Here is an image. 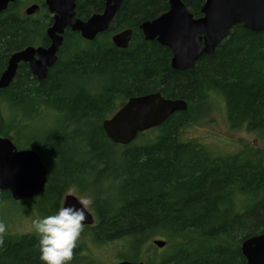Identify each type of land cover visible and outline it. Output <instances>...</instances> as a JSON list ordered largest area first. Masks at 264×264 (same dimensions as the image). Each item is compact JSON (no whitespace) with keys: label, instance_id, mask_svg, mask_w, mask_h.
<instances>
[{"label":"trees","instance_id":"16d2710c","mask_svg":"<svg viewBox=\"0 0 264 264\" xmlns=\"http://www.w3.org/2000/svg\"><path fill=\"white\" fill-rule=\"evenodd\" d=\"M82 2L88 14L101 5ZM184 2L195 11L204 0ZM23 5L18 0L0 13V74L13 52L48 40V10L27 16ZM167 7L168 0H124L109 31L98 38L88 41L66 31L45 79L22 63L11 84L0 88V136L37 151L46 165V186L27 200L41 216L54 214L76 188L92 198L96 216L81 238L103 245L124 240L120 259L138 261L151 240L164 239V250L146 264H246L242 241L264 231V151L246 144L245 153L216 155L179 140V132L212 94L225 100L233 126L264 132V30L239 25L215 53L189 70H176L171 51L145 40L138 29L140 21ZM127 26L136 33L121 49L111 34ZM157 91L186 100L187 109L130 144L112 141L104 119L130 97ZM52 119L57 124L48 126ZM38 121L44 126L30 130L29 123ZM6 201L14 200L0 190V205ZM86 248L95 256L79 240L72 262ZM0 264H42L35 233L6 227Z\"/></svg>","mask_w":264,"mask_h":264},{"label":"water","instance_id":"95a60500","mask_svg":"<svg viewBox=\"0 0 264 264\" xmlns=\"http://www.w3.org/2000/svg\"><path fill=\"white\" fill-rule=\"evenodd\" d=\"M10 1L0 0V12ZM75 0H47V5L55 12V20L49 33L53 42L49 47H27L14 52L8 65L0 75V88L9 86L15 77L18 63L29 61L39 78L47 75L49 66L57 59L62 38L55 35L66 27L82 32L87 38H93L97 32L105 30L115 11L123 0H109L102 15H93L87 21H80L72 13ZM171 10L152 21L141 25L146 39L157 40L174 52L172 67L190 69L204 54L214 53L217 45L225 39L231 29L243 24L254 31L264 30V0H206L202 8L203 17L193 19L181 0H171ZM113 3V4H112ZM39 10L32 5L26 11L32 14ZM131 30L127 29L114 36L115 44L127 46ZM37 54L40 59L34 58ZM188 107L182 98H167L160 92L132 96L110 118L103 122L107 136L114 142L130 144L137 136L149 129L162 125L172 114L184 111ZM47 179V168L40 155L32 149L19 150L8 136H0V190L8 191L15 200L38 195ZM77 196L68 194L63 206L76 203ZM77 207L79 205L77 204ZM85 225H92L94 217L88 210ZM159 247L166 243L155 239ZM248 264H264V234L253 236L242 243ZM114 264H145L143 261H120Z\"/></svg>","mask_w":264,"mask_h":264},{"label":"rangeland","instance_id":"374dc122","mask_svg":"<svg viewBox=\"0 0 264 264\" xmlns=\"http://www.w3.org/2000/svg\"><path fill=\"white\" fill-rule=\"evenodd\" d=\"M27 1L29 3H26L24 8L33 3H38L34 0ZM28 122L30 121H27L25 124L27 125ZM49 123L48 126L51 124L54 126L57 124V120L52 119ZM29 126L31 127L29 128L30 130L35 131L36 129L39 131L44 125L41 121H38L36 123H29ZM261 133L258 131L251 132L244 125L233 126L228 117V108L225 100L222 97L218 98L212 94L208 106L205 105L202 110L196 111L190 123L181 128L179 140L184 142H197L202 144L209 153L226 155L243 153L244 150H247V148H244L246 144L264 151V132ZM68 194L76 195L79 198L86 197L78 193L76 188H71L66 195ZM66 195L64 196V201ZM89 209L91 210L90 207ZM36 217H41L40 212L34 204L27 200L6 201L0 205V222H7L6 227L10 228V232L12 233L34 232L32 220ZM80 240L89 243L96 259L92 258L93 261H90L85 258L87 255L89 256L90 252L86 248L87 252L83 251L71 264H113L122 260L120 259V253L126 250L124 240H122L123 242L116 241L105 245L96 241L93 243L90 236L82 237ZM163 250L164 247H159L155 243V239H153L144 247L143 257L140 261L146 264L147 258Z\"/></svg>","mask_w":264,"mask_h":264},{"label":"clouds","instance_id":"9594fccd","mask_svg":"<svg viewBox=\"0 0 264 264\" xmlns=\"http://www.w3.org/2000/svg\"><path fill=\"white\" fill-rule=\"evenodd\" d=\"M92 204L91 197L76 198V203H68L54 214L32 220L42 264H71ZM5 230L6 225L0 222V234Z\"/></svg>","mask_w":264,"mask_h":264},{"label":"flooded vegetation","instance_id":"af4514ba","mask_svg":"<svg viewBox=\"0 0 264 264\" xmlns=\"http://www.w3.org/2000/svg\"><path fill=\"white\" fill-rule=\"evenodd\" d=\"M16 1H18V0H14V1H10L9 2V4H8V6L6 7V9H4V10H2L1 12H3V11H5V10H7L8 9V7H9V5H11V4H13V3H15ZM21 1H23L24 2V5H23V10H24V13L27 15V16H33V15H36L37 13H39V12H41V11H43L44 10V7L48 10V12H49V16L51 17V21H50V24L48 25V27H47V29H46V35H47V42H45V43H42V44H37V45H27V46H25V47H23V48H21V49H19V50H17V51H20V50H22V49H25V48H27V47H33V48H40V47H43V48H45V47H49L51 44H52V42H53V37H52V35H50V33H49V30H50V28L53 26V24H54V18H55V12H52L50 9H49V7H48V5H47V0H34V1H37L38 3H33V4H31V5H29V6H27V7H25L24 8V6H25V4L26 3H29L27 0H26V2H25V0H21ZM82 0H79V3H78V0H75L74 1V9H73V11H72V13H74V16L78 19V20H80V21H87V20H89L93 15H102L104 12H105V10H106V8H107V5H108V3H109V0H101V5H100V7H98V8H96L94 11H90L89 12V14L86 12V11H83V9H82V7H84L83 6V4H84V2H82V3H80ZM171 0H168V7H167V9L166 10H164V11H162V12H160V13H158L157 15H155L154 17H151V18H147V19H143L142 21H140L139 22V24H138V29H139V31L143 34V36H144V39L145 40H147V41H157L159 44H161L158 40H157V38H155V39H152V40H148V39H146V36H145V34H144V31H143V29L141 28V25L144 23V22H146V21H152V20H154V19H156V18H158L159 16H161V15H163V14H165V13H167V12H169L170 10H171V7H172V4H171V2H170ZM184 4H185V7H186V9L191 13V15H192V17H193V19H199V18H201V17H203V13H202V8H203V6H204V3H205V1L206 0H204V2L199 6V8L197 9V10H195V11H191L190 10V8L188 7V5L184 2V0H181ZM123 2H124V0L121 2V4H120V6L118 7V9L115 11V13H114V15H113V17H112V19H111V21L109 22V25H108V27L105 29V30H103V31H100V32H97L96 34H95V36L93 37V38H87V37H85L83 34H82V32H80V31H77V30H73V29H71L70 27H66L65 29H64V31L63 32H56L55 33V35H57V36H59V37H61L62 38V42H61V44H60V46H59V49H58V52H57V59H56V61L54 62V64L57 62V60H58V56H59V52H60V49H61V47L63 46V44H64V41H65V33H66V31H69V30H71L72 32H76V33H79V35L80 36H82L84 39H86V40H88V41H92V40H94V39H96V38H98L99 36H101L102 34H104V33H106L107 31H109V29H110V27H111V25L113 24V22H114V20H115V18H116V16H117V13H118V11H119V9L121 8V6H122V4H123ZM113 4V3H112ZM32 5H38L39 6V10H37L36 12H34V13H32V14H28L27 13V9L29 8V7H31ZM0 12V13H1ZM83 12H85V13H83ZM239 25H242L243 27H245L242 23L241 24H238V25H236V26H234L232 29H231V32L233 31V29L235 28V27H237V26H239ZM246 28V27H245ZM127 29H130L131 30V35H130V37H129V39H128V43H127V46H120V45H117V44H115V42H114V40H113V38H114V36H116V35H118V34H120L121 32H123V31H125V30H127ZM247 29H249V28H247ZM251 30V29H250ZM252 31H254V30H252ZM231 32H230V34H231ZM135 28L134 27H129V26H127V27H124V28H121V29H118V30H116V31H114V32H112V34H111V41L113 42V44L116 46V47H118V48H121V49H125V48H127V47H129V45L131 44V41H132V39H133V36L135 35ZM230 34L225 38V39H223L218 45H220L222 42H224L226 39H228L229 38V36H230ZM161 45H163V44H161ZM218 45H217V47H218ZM163 46H165V45H163ZM165 47H167L170 51H171V67H172V59H173V57H174V52H173V50H172V48H170V47H168V46H165ZM217 47H216V49H217ZM216 49H215V51H216ZM17 51H15V52H17ZM215 51H214V53H215ZM14 53V52H13ZM12 53V54H13ZM11 54V55H12ZM213 54V53H212ZM11 55H10V57H11ZM203 55H210V54H206V53H204ZM202 55V56H203ZM201 56V57H202ZM9 57V58H10ZM201 57L196 61V63L201 59ZM34 58L35 59H37V60H39L40 59V57L37 55V54H35L34 55ZM8 61H9V59H8ZM22 63H24V64H28V66H29V69H30V71H31V73L33 74V75H35L37 78H39L40 76H39V74H37V73H34V71H33V69H32V67H31V64H30V62L29 61H26V60H21V61H19V63H18V67H17V70H18V68H19V66L22 64ZM196 63H195V65H196ZM53 64V65H54ZM7 65H8V63H7ZM53 65H51V66H49V68H48V72H47V75H48V73H49V71H50V69H51V67L53 66ZM194 65V66H195ZM193 66V67H194ZM7 67V66H6ZM5 67V68H6ZM192 67V68H193ZM173 68V67H172ZM173 69H175V68H173ZM191 69V68H190ZM5 70V69H4ZM3 70V71H4ZM176 70H178V69H176ZM180 70V69H179ZM182 70H189V69H182ZM181 70V71H182ZM2 71V72H3ZM16 74H17V71H16ZM16 74H15V76H16ZM1 75V74H0ZM47 75L44 77V78H39V79H45L46 77H47ZM15 78V77H14ZM13 81V80H12ZM157 92H159V91H157ZM152 93H156V92H152ZM161 93V92H160ZM128 101V100H127ZM126 103V102H125ZM124 103V104H125ZM123 104V105H124ZM122 105V106H123ZM121 106V107H122ZM120 107V108H121ZM120 108H118L113 114H111L110 116H108L107 118H105L104 119V121L105 120H107V119H110ZM178 112V111H177ZM176 113V112H175ZM173 115V114H172ZM103 121V122H104ZM150 130V129H149ZM145 132V131H144ZM3 136V135H2ZM12 139V138H11ZM13 141V140H12ZM14 142V141H13ZM116 143V142H115ZM15 144V143H14ZM118 144H120V143H118ZM16 145V144H15ZM124 145V144H123ZM17 146V145H16ZM201 146L202 147H204L202 144H201ZM17 148H18V146H17ZM19 149V148H18ZM26 149H31V148H24V149H19V150H26ZM33 150V149H32ZM35 151V150H34ZM36 153H38L37 151H35ZM243 153H245V151L243 152ZM41 157V156H40ZM42 159V158H41ZM43 161V160H42ZM44 163V162H43ZM46 166V165H45ZM47 168V167H46ZM47 179H48V169H47ZM47 179H46V183H45V185H44V187L46 186V184H47ZM44 187H43V189H44ZM43 189H42V191H43ZM42 191L38 194V195H35V196H33V197H31V198H23V199H19V200H15L12 196H11V198H12V200H14V201H22V200H29V199H33V198H35V197H37V196H39L41 193H42ZM8 192V191H7ZM11 195V194H10ZM76 196V195H75ZM78 197V196H77ZM79 198V197H78ZM63 203H64V199H63V201H62V205H61V207L63 206ZM91 213H92V215H93V217H94V223L92 224V225H94L95 224V222H96V216L93 214V211H92V209L90 210V209H88ZM87 225H89V224H86L85 226H87ZM262 234H264V231H262V232H260V233H256V234H253V235H250V236H248V237H246L243 241H242V243L246 240V239H248V238H250V237H253V236H258V235H262ZM164 240V239H163ZM166 246V243H165V245L163 246V247H165ZM162 248V247H161ZM241 250H242V253H243V255H244V257H245V260H246V264H248V258H247V256L244 254V252H243V249H242V244H241ZM90 259H89V258ZM86 256L85 258L86 259H88V260H90L91 261V259L93 258V259H95V256ZM124 260H127V259H122V260H119V261H117V262H120V261H124ZM128 261H136V260H128ZM138 261H140V260H138ZM117 262H115V263H117ZM90 264V263H89ZM114 264V263H113Z\"/></svg>","mask_w":264,"mask_h":264},{"label":"bare ground","instance_id":"6f19581e","mask_svg":"<svg viewBox=\"0 0 264 264\" xmlns=\"http://www.w3.org/2000/svg\"><path fill=\"white\" fill-rule=\"evenodd\" d=\"M91 226V225H90Z\"/></svg>","mask_w":264,"mask_h":264}]
</instances>
